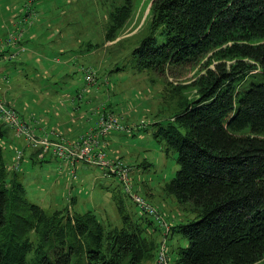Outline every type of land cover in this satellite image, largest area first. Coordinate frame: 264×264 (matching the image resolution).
<instances>
[{"label": "trees", "instance_id": "1", "mask_svg": "<svg viewBox=\"0 0 264 264\" xmlns=\"http://www.w3.org/2000/svg\"><path fill=\"white\" fill-rule=\"evenodd\" d=\"M148 1L150 33L108 74L150 72L170 82L197 68L188 83H169L181 98L155 132L180 165L164 190L194 214L171 223V262L256 264L264 258V0ZM132 3L111 11L107 40ZM255 70L258 79L243 81ZM188 88L194 97L182 95ZM8 134L1 122L0 264H157L162 228L121 194L113 195L119 227L91 209L29 201L5 162Z\"/></svg>", "mask_w": 264, "mask_h": 264}, {"label": "rangeland", "instance_id": "2", "mask_svg": "<svg viewBox=\"0 0 264 264\" xmlns=\"http://www.w3.org/2000/svg\"><path fill=\"white\" fill-rule=\"evenodd\" d=\"M124 2L125 0H0V36L7 32V34L19 32L25 26V31L33 27L32 31L35 32L34 39L27 43L28 49L32 51L26 52L31 56L29 63L23 65L16 62L11 75L13 79L23 77L24 67L28 71L27 90L23 92V87L15 88L9 94V98L14 101L21 117L25 103L28 112L34 111L39 117L44 104L39 106L38 104L45 103L47 91L76 88L79 85L76 83V76L81 75L82 67L87 64L88 67L93 65L96 80L91 81L93 82L91 86L99 85L101 90L108 93L112 88L115 95L110 93L108 97L116 98L113 99L114 108L105 107L103 111L108 112H99L98 120L101 115L110 113L117 118L123 129L125 128L114 129L108 134L109 136L114 132L111 136L113 135L116 140L106 147L108 156L112 152L123 150V156L135 166L134 170L132 168L134 189L151 201L163 214L164 219L168 220V225L169 223L171 225L169 217L158 205L161 202L167 205V211L172 216L192 218L194 214L189 212L190 209L178 204L173 194H168L164 190L165 183L174 177L180 165L177 151L169 149L161 139L156 138L155 132L160 126L158 123L166 125L177 110V103L181 98L169 83H188L196 75L197 68H190L189 71H185V75L177 78L168 75L170 82L150 72L134 75L132 72L122 71L110 76L108 69L116 63L125 61L140 40L150 33V2L133 0L129 18L118 30L117 37L113 40L106 39L111 22L110 13ZM29 8L35 12V16L31 15L29 20L25 21V14ZM31 20L34 22L33 25L29 24ZM89 44L93 45L90 50L87 48ZM70 56L74 58L68 61ZM1 65H4V62ZM57 67H63L61 74L63 76L54 80L51 74L46 73ZM68 75L73 76L72 79ZM257 76L259 71L255 70L245 76L243 81H252ZM43 88H47V91ZM40 90L44 91L40 93ZM182 95L194 97V90L185 89ZM104 97L108 98L107 93L102 96V100L106 99ZM84 98L86 102L87 97ZM84 107L94 114L99 104L93 102L89 106L83 105L82 108ZM117 110H120L119 114ZM128 114L130 117L127 118ZM6 126L15 131L10 125ZM19 149L22 148L17 147L16 150ZM13 152V149L6 145L5 154L7 153L8 158L12 157ZM125 152L131 154L126 156ZM23 156L18 161L21 163L19 173L26 188L27 198L48 210L67 205L77 212L91 209L106 223L119 227L122 219L113 195L121 194L126 205L133 211L141 209L124 191L118 178L107 177L98 165L77 161L75 166L67 167L60 158L51 153L47 154L45 160L30 157L24 160ZM113 158L118 159L119 156ZM18 162L16 160V163ZM9 171L11 172L10 168ZM140 183L144 188L140 187ZM150 191L155 195L149 196ZM70 195L75 196L74 203H71ZM163 246L169 249L168 241L166 246ZM170 255L169 249V263L172 264ZM256 264H264V258Z\"/></svg>", "mask_w": 264, "mask_h": 264}, {"label": "crops", "instance_id": "3", "mask_svg": "<svg viewBox=\"0 0 264 264\" xmlns=\"http://www.w3.org/2000/svg\"><path fill=\"white\" fill-rule=\"evenodd\" d=\"M29 24L33 25L34 22L32 23V20H31ZM32 28L33 27L25 31L26 29V26H25L23 27V30L21 29L19 32H10L9 34H7L8 33L7 32L6 34H3L2 36H0V52L9 51V52L16 53L12 60L4 61V65H2V68L0 70L1 98L4 99L9 105L13 106L15 109L17 106L15 105L14 101L11 98H9V94L12 91H14L15 88L23 87V92L27 90L28 71H26L25 68L23 67V77L20 76L19 78L13 79L11 77L12 69L14 68V65L16 62H20L21 64L24 65V64L29 63L30 61L31 56L26 54V52L27 50L29 52H32L27 47V43H29L30 41L34 39L35 32L32 31ZM12 37L13 38L15 37V38L13 39ZM11 38L13 39V41L9 43V39ZM22 47H23V50L21 49ZM73 58H74L73 56H70L67 60L68 61L73 60ZM91 63H89V65ZM87 65L82 67V70L80 71L81 75H79V77L76 76V83L77 82L79 83V85L76 86V88L72 90L71 88H69L65 91L54 90L53 92L47 91V88H43L44 90L47 91V96L44 97L46 100L45 103L38 104V106L41 104H44L43 110L41 114L39 115V117L36 116V112L34 111L28 112V109L26 107L27 103L23 104V116L25 115L24 119L34 129L38 140L46 139V138H49V139L58 138L59 139L63 137L69 142L76 141L82 135L87 133L90 129L96 127V125L98 124L99 112H102L105 109V107H108L109 109L114 108L115 104L113 102L116 100V98L108 97L110 93L111 95H115L114 90L110 88L111 90L110 89L109 90L111 92L108 93V91L105 92L104 90H101V86L99 85L92 87L91 84L94 81L93 82L88 81V79L86 78V75H87L86 71L90 69L91 71L94 72V74L96 71L92 68L93 65H90L89 67ZM62 73H63V67H57L55 69L53 68L52 70H49L46 74L48 75L51 74L54 80H58L60 76H63L61 75ZM68 77L72 79L73 76L68 75ZM77 78H79V80H77ZM94 80H96L95 77H94ZM87 86H88V89H87ZM44 90H40L39 92L42 93ZM105 93H107L108 98L104 97L106 99L102 100V96L105 95ZM87 95L92 98L88 97ZM84 97H87L86 102L84 101L85 99ZM48 100L50 101L48 102ZM93 102H97L99 104V107L98 108L96 107L97 109L95 108L94 114L93 113L91 114V111L89 110L87 111L86 110L87 107L82 108L83 105L89 106V104H92ZM117 111L119 114L120 110H117ZM103 112H108V111H103ZM126 117L127 118L130 117V114L126 115ZM123 130H120V131H123ZM111 134H114V132ZM111 134L109 136L106 135L103 139V149L107 154L109 153L107 152L106 147L109 144H112L116 141L113 138V135L111 136ZM20 136L21 137H19L15 131L13 132L9 128L8 137L5 140H3L4 158H5L6 164L8 165V168H10L11 170V173H13L15 169H16V172L19 173V168L21 165V163L19 162H18L19 165H17L18 163H16V159H15L17 147L22 148L24 152V156H23L24 160H27L28 157L32 159L40 158L41 160H45L48 153H51L52 155H54L50 149H45L43 144L39 143L35 145L34 143L26 140L25 137H22V135ZM6 145H9L14 151L11 158L7 157V153L5 154ZM123 154H124L123 150L120 149L118 152H114V153L112 152V154H110V157L113 158L114 156H119V158L123 159V161L129 164L134 170L135 166L129 160H127L123 156ZM125 154L126 156H128L131 154V152H127V153L125 152ZM111 155H114V156H111ZM61 161L67 167H70L69 165H74V166L76 165V163L71 164L63 160ZM13 165L15 168H13ZM75 170L76 169H74V171ZM103 171L107 177L111 176L117 179V176H115L114 174L109 173L105 171L104 169ZM140 187L144 188V185H141L140 183ZM49 193L51 194V191H49ZM71 195L69 196L70 201L72 199L75 200V196H71ZM149 195L152 197L155 194L154 192L150 191ZM158 205L163 208L165 214L169 217V221L172 224H175L185 219V217L183 216L179 217V216L170 215L169 214L170 212L167 211V208H168L167 205L163 204V202H161Z\"/></svg>", "mask_w": 264, "mask_h": 264}, {"label": "built area", "instance_id": "4", "mask_svg": "<svg viewBox=\"0 0 264 264\" xmlns=\"http://www.w3.org/2000/svg\"><path fill=\"white\" fill-rule=\"evenodd\" d=\"M35 15V12L29 8L25 14V21H28L29 16ZM12 36V35H11ZM13 38V37H12ZM9 39V43L13 39ZM23 50V47L21 48ZM16 53L13 52H0V70L2 68L1 63L9 61L14 58ZM94 72L88 69L86 71V78L89 82L94 79ZM0 122L10 125L18 135L25 136L28 141L37 144H43L45 149H50L53 154L61 160L68 163H76L77 161L91 163L98 165L105 171L114 174L119 179L124 191L137 203L146 213L152 216L158 221L162 228L163 237L160 244L157 264H170L169 263V249L166 246L168 241V233L171 231V225L168 220L163 217L160 210L144 196L138 194L134 189V183L132 178V167L124 162L122 159H114L102 149L103 139L114 129H123L117 118L113 114H103L98 120L96 127L90 129L87 133L82 135L78 140L74 142H68L63 137L57 139H41L38 140L32 126L21 117V114L11 105H9L4 99L0 97ZM23 156L22 149L16 150L17 162ZM165 245L166 248L163 246Z\"/></svg>", "mask_w": 264, "mask_h": 264}]
</instances>
